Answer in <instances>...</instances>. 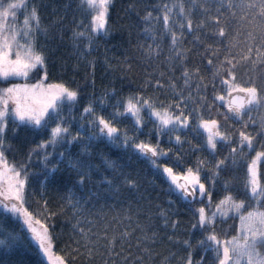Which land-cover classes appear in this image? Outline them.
<instances>
[{"label":"snow or ice","instance_id":"6c2138e0","mask_svg":"<svg viewBox=\"0 0 264 264\" xmlns=\"http://www.w3.org/2000/svg\"><path fill=\"white\" fill-rule=\"evenodd\" d=\"M142 2L143 0H133L125 9V14L135 12ZM185 2L190 5L187 10L184 7ZM202 2H219L221 7L216 9L218 17L224 8L223 0H182L179 12L183 15V20L178 21L171 15L173 8L164 2L161 8L154 9L163 12L162 32H159L153 23L159 22V15L153 16V12L148 11L142 16L141 20L145 25L143 35L145 40L150 39L152 42L146 44L138 40L136 51L140 53V59L147 62V67L157 68L162 64L167 71H159L157 68L158 76L147 73L150 79L144 81L140 91L127 96H117L114 89H104L99 94L94 92L89 95L87 103L78 114H75L73 109L79 105L82 89L65 83L45 84L48 76L47 55L43 46L37 45L36 39L38 35L47 38L50 32L47 27L42 26L38 8L32 0H0V80L9 81L8 86L0 87V208L13 214L20 223L21 231L36 247L46 264H73L75 256L81 254V247L86 250V255H93L94 245L88 243L92 229L89 227L85 230L81 227L82 224L91 222L86 217L83 220L78 218L82 216L80 209L83 205L71 191L62 198L66 203L62 204L61 208L68 207L73 211L72 219L75 223L72 224V232L76 235L70 239L76 244V248L72 250V259L54 251L56 237L52 220L63 213L48 209V201L43 199V187L65 162V171L76 173L77 185L86 186L92 172L99 171L94 168L90 158L92 145L100 140H106L117 148L130 149L138 157L150 161L163 174L169 184V192L186 202L188 211L191 212V229L206 234L198 241V246L203 248L204 252H214L216 264H264V259L255 253L257 246H264V211L257 209L243 215L242 212L246 211L244 203L236 202V198L230 194L231 182L220 175L237 163V155L245 147L254 151L256 148L255 137L245 130L248 121H243L241 128L235 130L239 136L238 143L229 135L228 129L221 130L222 124H226L230 118L242 120L243 115L251 110L249 106L258 105L259 101L254 95L255 87L241 86L236 82L233 69L229 67L231 61L227 57L220 61L221 50L215 45L223 44L229 33L219 23L208 25L214 29L208 36L216 37L212 43L197 36L199 45L196 49L188 50L182 47L185 29L189 32L202 30L201 22L197 20L194 26L192 19V10L198 8ZM231 3L229 0L228 6ZM113 4L114 0H77V10L86 12L91 19L85 24L82 20L77 23L74 18L75 27L70 39L78 63L83 60L87 68L92 70L86 78V83L90 81L93 88L95 64L94 61L88 60L87 56L95 51L97 37L104 38L111 34L109 16ZM67 7L68 5H65L66 9ZM209 11L204 8L202 14L207 16ZM20 14L23 15L22 23ZM204 24H208L207 19ZM165 36L170 37L166 56L162 44ZM80 41L86 42L83 47ZM200 47L203 52L199 51ZM189 51L194 53L195 60L191 67L186 64ZM224 51L226 52L227 48ZM205 60L212 72L211 80L201 75V62ZM124 62L129 63L127 58ZM177 69L181 73L179 77L175 75ZM33 73L36 74L37 80L35 83H28ZM221 75L226 78L220 79L217 84L216 79ZM10 78H21L25 83H13ZM181 80L183 84H180ZM209 84L212 85L211 104L207 99ZM144 87L164 90L172 96V101L164 102L149 97L144 94ZM197 107L205 109L208 118L197 115ZM220 108L226 109V112H219ZM107 109L111 110L106 112ZM228 113L232 116L229 117ZM221 116L223 120L214 118ZM126 119H130L132 124L125 125ZM251 120L249 117V121ZM9 123L13 125V135L17 129L25 127L33 131H46L47 138L29 148L23 160L10 161L6 155L13 150L7 140ZM73 125L76 126V131H73ZM261 127L264 128V120L261 121ZM201 130L206 134L204 142L193 144L187 138L188 133L200 135ZM141 135L145 139L141 140ZM259 135L264 137V132ZM165 140L172 146L162 147ZM221 141L235 146L230 148L227 155L215 158L218 142ZM186 144L188 148L184 151L190 154L208 151L215 158V162L197 156L193 164L182 167V149ZM75 145H79L80 151L73 154L69 149ZM60 147H64V151H57ZM259 147L264 149V143H259ZM171 157L175 158V164L163 162L164 158ZM262 157L264 150L255 151V158L247 166L250 174L248 184L256 198L264 197V186H260L257 180V161ZM102 160L106 168L112 170L113 176L110 179L102 177L100 183L107 184L112 189L119 181L122 186L136 188L137 182L129 175L122 172L117 175L119 166L116 162L107 158ZM34 162L44 169L40 196L43 204L39 212L30 211V206H25V192L31 188V181L39 177L38 173L31 170ZM221 183L225 195L214 200L217 185ZM248 184H245V187H248ZM231 212L238 215L239 234L231 239L221 240L215 233L214 221L217 216L223 219ZM159 215L166 228L175 230L181 223L171 220L173 213L167 209L160 210ZM126 235L128 233L121 234L120 239H124ZM113 239L115 240V237ZM148 239L155 240L156 234L153 233ZM169 240L171 241L172 237H169ZM19 242L20 237L16 230H9L6 225L0 223V255L13 254ZM180 243L188 248L192 247L188 240ZM70 247L66 245L61 251H67ZM109 250L114 251V248ZM205 261L204 255L194 260L192 252L182 258V264H205Z\"/></svg>","mask_w":264,"mask_h":264},{"label":"trees","instance_id":"16d2710c","mask_svg":"<svg viewBox=\"0 0 264 264\" xmlns=\"http://www.w3.org/2000/svg\"><path fill=\"white\" fill-rule=\"evenodd\" d=\"M32 2L38 8L42 26L47 27L50 32L47 38L38 35L36 39L37 45L43 46L47 55L48 76L45 84L65 83L72 87L79 86L82 89V98L77 108L73 109L75 114H78L79 110L87 103L89 95L94 92L99 94L104 89L109 91L114 89L117 96H127L140 91L144 81L150 79L147 73H154L158 76L159 71H167V68L162 64L157 66L159 71L157 68L147 67V62L142 61L140 53L136 51L135 46L138 40L146 44L152 42L150 39L145 40L143 35L145 25L141 20L142 16L146 15L148 11H152L153 16L159 15V22L154 21L153 23L156 29L162 32L164 28L163 12L154 11V9L161 8L162 4L166 2L169 7L173 8L172 17L178 21L183 20V15L179 12L182 0H143L135 12H129L127 15L125 9L130 3H133V0H114L109 16V23L112 25L111 34L104 38L97 37L95 51L87 56V59L94 61L95 64V86L93 88L90 81L86 83V78L92 70L87 68L85 61L80 60L78 63L72 46L73 42L70 39L72 29L75 27L73 19L75 18L77 23L82 20L87 24L91 17L86 12L77 10V0H32ZM231 2L228 6L229 0H223L224 8L219 17L216 13V9L221 7L219 2H202L198 8L193 9V24L195 26L196 21L199 20L202 30L189 32L185 29L182 47L188 50L196 49L199 45V41L196 40L197 36L212 43L216 37L208 36L214 30L208 25L219 23L229 33L228 39L223 44L215 45L221 50L219 59L224 61L227 57L231 61L229 67H232L237 83L249 88L255 87L254 95L257 96L259 104L249 106L251 110L243 115L242 120L228 119L226 124H222L221 130L228 129L229 135H232L233 140L238 143L239 136L235 130L241 128L243 121H248V127L245 130L255 137V151L264 150L259 147V143H264V137L259 135L264 132V128L261 127V121L264 120V0H231ZM65 5H68L67 9ZM184 7L187 10L190 5L185 2ZM204 8L210 10L207 16L202 14ZM22 19L23 15L20 14L21 23ZM205 19L208 24H204ZM54 22L55 26H53ZM85 43V41H80L81 47ZM162 44L166 56L170 37L165 36ZM225 48H227L226 52ZM199 51L203 52V48L200 47ZM193 56L194 53L189 51V59L186 61L189 67L195 62ZM126 58L129 63L124 62ZM129 64L131 71H129ZM201 67L203 68L201 75L211 80L212 72L209 70L210 66H207L206 60L201 62ZM175 75L177 77L181 75L178 69L175 71ZM223 78L226 77L223 75L218 77L216 83L218 84L219 80ZM36 80L37 76L33 73L27 82L35 83ZM18 81L25 83L21 78L15 80V82ZM180 84H183L182 80ZM211 89L212 85L209 84L207 90L209 104L212 103ZM144 94L159 101H172V96L164 90L144 87ZM110 110L107 109L106 112ZM218 111L226 112V109L220 108ZM197 115L208 118L207 111L200 107H197ZM228 116L231 117L232 114L228 113ZM249 117L252 118L251 121H249ZM214 118L223 120L222 116ZM131 124L130 119L125 120V125ZM8 127L7 140L13 149L6 153L10 161L23 160L29 148L34 147L42 139H46L48 135L46 131H33L31 128L25 127H20L13 135L11 130L13 125L9 123ZM73 131H76L75 125H73ZM187 138L193 144L203 143L206 134L201 130L200 135L188 133ZM140 139L143 140L145 137L141 135ZM161 146L168 148L172 145L165 140ZM232 146L235 145L224 141L218 142L215 158L227 155ZM187 148L186 144L182 149L184 156L182 167L193 164L197 156L212 163L215 162V158L208 151L190 154L184 151ZM57 151H64V147H60ZM69 151L76 154L80 151V147L75 145ZM255 151L245 147L237 155V163L220 175L231 182L230 194L236 198V201H247L246 206L264 210L262 207L264 197L259 201L254 200L251 196V186L248 184L250 174L247 171V166L255 158ZM91 152V163L99 171L92 172L86 186L77 185L76 173L70 170L65 171L66 162L61 164L60 170L49 182L44 184L43 199L48 201V209L63 213L52 220L55 225V252L72 259V250L76 248V244L70 239L76 235L72 232V224L75 223V220L72 219L73 211L68 207L61 208V205L66 203L62 198L71 191L83 205L80 209L82 216L78 218L83 220L86 217L91 222L82 224L81 227L85 230L89 227L92 229L91 239L88 243L94 245L91 256L86 255V250L81 247V254L75 256L73 264H182V258L189 252H192L194 260H198L201 255H204L206 257L205 264H216L215 253L204 252L203 248L198 246V241L203 239L206 234L200 230L193 231L191 229V212L188 211L186 202L176 194L169 192V184L163 174L150 161L138 157L130 149L114 147L106 140L95 142L91 147ZM102 158L116 162L119 166L117 175L120 172L129 175L137 182L136 188L130 189L127 186H122L119 181L112 189L107 184L100 183L102 177L110 179L113 176L112 170L106 168ZM163 162L171 165L175 164L176 160L174 157L164 158ZM257 164H259L257 180L260 186H264V157L257 161ZM31 170L38 173L39 177L31 181V188L25 192L27 201L25 206H30V211L39 212L40 206L43 204L40 196L44 169L40 164L34 162ZM245 184H248V187H245ZM90 193H94V195H90ZM223 195L225 192L221 183L217 185V192L213 199L218 200ZM170 201L171 203H169ZM164 209L173 213L170 217L171 220L181 222L175 230L164 227V220L159 215V211ZM0 223L6 225L9 230L15 229L20 237L19 246L13 254L0 255V264H46L36 247L21 231L20 223L13 214L0 208ZM214 230L221 240H226L236 234L237 222L234 218L217 219L214 223ZM123 233H128V235L124 239H120ZM153 233L156 234V239H148ZM169 237H172L171 241ZM184 240L190 241L192 247L188 248L180 243ZM142 241H146V243H141ZM66 245L71 247L67 251H61L65 249ZM111 248H114V251H110ZM262 249L264 250V246Z\"/></svg>","mask_w":264,"mask_h":264},{"label":"rangeland","instance_id":"374dc122","mask_svg":"<svg viewBox=\"0 0 264 264\" xmlns=\"http://www.w3.org/2000/svg\"><path fill=\"white\" fill-rule=\"evenodd\" d=\"M15 80L17 81V80H19V78H10V82H13V83H22V81L15 82ZM8 85H9V81H3V80H0V87L8 86ZM258 166H259V164H257V175L259 174V173H258ZM257 178H259V177L257 176ZM258 183H259V181H258ZM259 185H260V184H259ZM251 196H252V198H254V200H257V201H259V200L262 199V197H259V198L254 197L253 194H251ZM236 202H241V201H236ZM242 202L244 203V205H245V209H246V211H243V212H242L243 215H247V212H248V211H255V210H257V209L260 210V211H264L263 209H259V208H256V207H248V206H246L247 201H245V202L242 201ZM248 203H249V202H248ZM229 218H234V220L237 222V231H236V234H235V235H238V234H239L238 229H239L240 221H239V219H238V215H237L235 212H231V213H229L228 216H225L223 219H221L219 216H217L216 220H217V219H219V220H227V219H229ZM216 220H215V221H216ZM215 221H214V223H215ZM235 235H234V236H235ZM228 239H231V237L228 238ZM255 253H256L261 259H264V250L262 249V246H257V247L255 248Z\"/></svg>","mask_w":264,"mask_h":264}]
</instances>
